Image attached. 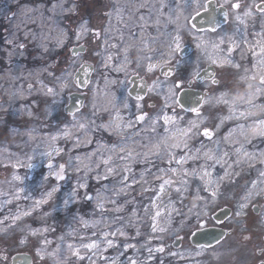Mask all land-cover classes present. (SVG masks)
<instances>
[{
    "label": "clouds",
    "instance_id": "obj_1",
    "mask_svg": "<svg viewBox=\"0 0 264 264\" xmlns=\"http://www.w3.org/2000/svg\"><path fill=\"white\" fill-rule=\"evenodd\" d=\"M209 2L104 0L100 7L127 9L121 34L108 28L103 33L94 31L92 24L96 28L101 24L97 22L98 16L89 18L87 9L95 8L98 0H51V3L40 0L34 4L0 0V21L8 25L6 46L0 47V52L6 53L4 59L8 65L0 71V137L3 138L0 166H4L0 171L3 177L0 212L7 208L0 217V255L7 244L9 251L28 249L30 264H80L81 253L79 256L74 253L79 247L87 255L88 243H84L82 233L90 225L95 229L93 235L99 232L102 236L113 224H120L116 229L119 234H125L124 229L133 226L135 211L131 217L115 214L125 212L126 204L139 207L143 203L137 197L126 199L124 204L117 203L122 196H131L132 189L124 182L129 176L135 180V165L142 166L138 175L143 180L137 196L147 199L145 175L152 168L163 171L160 164L177 159L175 150L187 148L190 141L198 138V124H203L205 119L206 126L214 124L217 116L214 109L221 97L235 94L239 100V90L246 84H250L253 95L264 96L261 80L264 56L257 58L259 70L249 81L250 69L228 58L234 49L221 47L227 39L239 48L235 35L226 37L225 29L203 31L192 23L194 15L201 11L206 12V21L217 23L216 8L223 6L232 26L238 27L236 22L244 16L250 23L259 18L264 29V11L256 10L257 0H251L250 4L242 2V12L231 7L233 0H212L216 7L207 13ZM114 39L118 43L113 44ZM243 53L241 49V61L246 60ZM133 77L135 82L143 83L135 93ZM181 92H185L183 104ZM17 101L21 102L19 107ZM195 104H201L207 115L189 117L195 107L184 105ZM169 109L172 116L165 115ZM141 114L144 119L139 118ZM165 116L169 117L168 121ZM247 117L252 118L250 129L264 131V104L249 105ZM228 119L232 116L223 117L221 123ZM173 137L181 138L179 145ZM225 139L218 136L212 143H224ZM239 152L240 149H229L216 157L210 152L203 153L209 168L220 164L225 170L214 180L208 179L211 171L189 172L190 177L199 175L204 182L195 189L194 197L186 195L190 184L180 181L177 194L180 208H173L178 227L170 228L166 235L178 236L180 232L186 235L197 230L200 219L209 217L207 210L220 206L228 207L233 213L230 223L239 224L237 218L244 216L255 219L251 234L241 239L240 234L234 233L222 243L217 240L214 248L193 246L185 241L183 252L176 249L166 256L182 259L185 264H252L257 253L264 255V149L254 154L244 153L250 159L254 155L262 165L255 169L251 163H240ZM231 156L237 159L229 163ZM233 164L238 170L233 169ZM109 177L110 189L103 184L96 187V183ZM105 189L112 193L107 198L110 208L104 202L99 207L97 198L90 195L91 190L99 193ZM202 192L210 195H201ZM181 197L189 203L185 204ZM90 200L95 203L93 214L98 211L100 219L85 224L87 220L83 216L88 214ZM13 203L15 210L8 207ZM197 205L199 211L195 210ZM44 206H48L46 211ZM34 212H39L41 220L62 214L77 224L58 235L53 247L54 242L48 238V233L54 231L51 226L33 230L22 222ZM106 212L114 215L109 218ZM193 216L195 222L189 223ZM150 219L151 208L146 206L141 220ZM136 234L151 236L150 232L141 233L139 227ZM201 238L215 240L217 235L202 232ZM77 239L79 244L75 242ZM150 243L146 239L138 245L137 253L141 248L146 249L150 258ZM93 249L98 250V246ZM205 254L207 259H196ZM137 260L146 264L139 254ZM89 264H93L91 257ZM113 264H120L119 256ZM160 264H165L163 259ZM259 264H264V260Z\"/></svg>",
    "mask_w": 264,
    "mask_h": 264
},
{
    "label": "rangeland",
    "instance_id": "obj_2",
    "mask_svg": "<svg viewBox=\"0 0 264 264\" xmlns=\"http://www.w3.org/2000/svg\"><path fill=\"white\" fill-rule=\"evenodd\" d=\"M25 1V0H24ZM98 12L90 13L89 18L97 17V22L101 24L100 28H96L95 24L92 25L95 32H101L104 30L105 23L108 19L107 13H111V18L119 19L121 13H126L127 9L125 8L123 11H116L112 8L108 7H100ZM237 12H242L239 10H236ZM105 12V13H104ZM104 13V14H103ZM122 14V15H123ZM105 15V16H104ZM125 16V15H123ZM228 22L223 25L221 28L217 30H210L205 29L203 31L208 32H220L221 29L226 30V37H230L235 35V38L240 44V47L237 48L235 44H232L227 41L225 44H222V48H233V52L230 54L228 58L232 59L233 61L237 63H241L242 65H245L250 71L247 73L248 80L251 81L252 77L256 74V72L259 70V62L258 57H261L264 55V53H261L260 49L262 46H264V30H262L259 27H253L248 29V25L250 22L247 20L246 17L241 16V20L237 21L236 24L238 27L232 26ZM257 21V20H256ZM118 22V21H117ZM115 30V29H114ZM117 32L121 29H116ZM124 32V29H123ZM120 33V32H118ZM123 34V33H122ZM113 44L118 43V40H113ZM103 46V45H102ZM241 49L244 50V55L246 56V60L241 61L240 55H241ZM216 66L214 65V68ZM243 83V81H242ZM247 85V84H246ZM246 85L239 90V100L235 99V94H233L232 97L225 96L222 101V107L218 108L216 110L217 116L214 124L212 126H206L208 124L207 119L204 120L203 124H198V127L200 128L199 135L197 139H194L189 142V145L187 148L181 147L175 150L176 157H180V154H185L187 156H193V159H189L186 166L182 167L181 172L176 171L172 172L171 169H175L173 166H169L165 162L159 165L160 169H163V171H159L157 168H152L149 173H147L144 177V179L148 180V183L145 185L146 192L145 196H147V199H144L142 196H137V192L139 191L140 184L143 183V180H141L140 176L138 175L141 165L137 164L134 167V172L137 173L135 180L132 179L131 176L124 182L125 184L129 185L132 189L131 196H122L117 203L118 204H124V201L131 200V197H137V200H142L143 203L139 205V207H136L134 204H126L125 205V212L117 213L115 215H125L131 217V213L133 211L136 212V216L132 218V225L126 229H124L125 234L120 235L116 229L120 227V224H113L110 228L105 229V235H101V233L97 232L96 235H93V232L95 231L94 228L89 226L86 233H82L84 235V243H91L93 241L97 242L98 244V250H91L89 249L87 251V255L84 254V251L81 250L79 247L77 249L81 253L82 259L80 260V264H89V257H91V260L93 264L94 262L102 263L104 260H106L108 257H110L109 253H105L104 249L108 245L107 241H112V247L113 252L119 256L120 264H124L125 260L127 262L131 263L135 258L137 260V255L143 256L145 250H141L139 253L135 251V248H137L138 245L145 242L146 239H150L151 243L149 247L152 248V256L150 257V262L148 264H160L161 259L164 260L165 264H168L169 261H173V264H185L184 260H175L174 257L166 256V253L173 250V252L176 251V249H179L181 252L184 251L186 244L185 241L191 242L192 235L196 232V230H193L191 232H188L186 235L184 232H180V234L167 236L166 233L168 230L172 227H178L176 220L178 217H176V213L173 211V208H180V203L177 200V194L178 190L181 188L180 181L183 180L185 183L190 184L189 190L186 193V195H191L194 197L195 195V189L201 185L200 176H194L192 179H186L184 178V174L186 172H192L195 170L196 172L200 174H205L209 171L212 172L211 179H215L218 173H222L225 169L221 167L220 164H216L214 168H209L205 164V158L203 157V149L209 148L210 150H218V155H222L224 151H228L229 149L235 150L240 149V152L238 154V158L241 164L251 163L253 165V168H259L262 165L257 162L255 156L253 155L250 159L249 156L244 155V153H258L260 149H264V137H261L259 135H255L254 131L249 128V124L251 123L252 118L247 117V111L249 110V105H262L264 104V96L260 95H253L252 89L246 88ZM250 85V84H248ZM227 101V102H225ZM249 101V102H248ZM247 102V103H246ZM199 109V112H189V117L195 118L198 114L206 116L207 113L204 110L202 112L201 104L197 107ZM173 115L171 109L168 110L165 115ZM225 116H232V118H237L233 123H221V120ZM240 117L242 119H240ZM217 126L219 128L217 129ZM209 129L212 132V135L210 137L205 136L204 130ZM224 137L226 138L224 143H217L213 145V141L217 139V137ZM185 139H187L185 137ZM246 140L248 142H246ZM226 143V147L224 144ZM203 145V147H202ZM202 148L201 153L197 151V149ZM212 156L214 155L211 151L210 153ZM242 154V155H241ZM215 156V157H216ZM225 159H229L226 157ZM237 159V156H231L229 159V163L232 162V160ZM166 161V160H165ZM209 163H212V161H209ZM4 166H0V171L3 170ZM233 169H237L236 164H233ZM238 170V169H237ZM154 174V175H153ZM3 177H0L2 179ZM166 180H171L172 183L165 184L164 182ZM95 183V182H94ZM106 185L107 189H110L112 187V180L111 178H106L99 183H96V187L100 188L101 185ZM161 185L166 187L165 194L160 200V206L164 210L161 217L156 220V207L154 205L156 198L158 197ZM101 190L99 193H97L95 190L90 191V195L97 198V202H104L106 208L112 207L111 204L107 203V198L111 197L112 193L109 190ZM210 195V193H204L202 192L201 195ZM181 199H184L181 197ZM184 203L188 204L189 201L187 199H184ZM13 205V209L16 208L15 203L11 204ZM151 208V215L152 219L147 221H142L141 217L143 216V209L145 207ZM191 206V205H190ZM48 206H44V210H47ZM88 208V214L84 215L83 218L89 222L93 220L100 219L99 212H95L93 214V209L95 208V203L93 201H89V204L87 206ZM221 208H224V206L217 207L215 209H212L211 207L207 210L209 213L208 218H202L199 221V224L197 226V230L205 227H219L222 229H227L229 231L233 230V227H235L237 224L234 222L230 223V218L232 217L233 213L226 217L222 222L218 223L216 219L214 218V214L220 210ZM75 211V206L72 209ZM196 211H199V206L197 205ZM187 211V209H185ZM7 212V208L0 212V217L4 216ZM83 214V213H82ZM253 216L254 213H250ZM106 215L111 218L114 214L106 212ZM39 212H34L31 216L24 219L22 222L27 223L30 225V227L33 230L36 229H45L51 226L52 229H54L53 232L48 233V238L51 239L53 243V247L55 246V240L58 235H61L67 231H69L70 227H74L77 224V221H71L68 219H65L62 214H56L53 218H49L47 221L41 220L38 218ZM196 217L193 216L189 223L195 222ZM238 220H241L240 224L236 227L239 231V233H242V218H237ZM59 222V226L58 223ZM7 224L8 221H5ZM122 223V222H121ZM201 225V226H200ZM137 227H139V230L141 233H151V236H145L143 234L137 235ZM229 228V229H228ZM155 229V230H154ZM160 229H163L164 231H161ZM227 232V231H226ZM115 233V235H113ZM232 234H229V237ZM163 236L164 239L161 240L160 237ZM88 237H91V239H88ZM241 237V236H240ZM224 238V237H223ZM222 239V238H221ZM71 242V241H70ZM77 244H79V240L77 239L75 241ZM176 242H179V244H175ZM192 244V242H191ZM193 245V244H192ZM197 246V245H193ZM199 246V245H198ZM161 247H164V252H160L159 249ZM213 247V246H208ZM3 255H0V261L3 262V264H12L15 254L17 253H23L28 254L31 256V253L26 248H20L16 251H9L8 245H3ZM93 252L96 254L94 255ZM93 254V255H92ZM116 256V257H117ZM115 255L111 256V258H114ZM31 258V257H30ZM116 259V258H115ZM196 259L202 260L205 259V255L203 257H197ZM128 263V264H129ZM109 264V263H107Z\"/></svg>",
    "mask_w": 264,
    "mask_h": 264
},
{
    "label": "flooded vegetation",
    "instance_id": "obj_3",
    "mask_svg": "<svg viewBox=\"0 0 264 264\" xmlns=\"http://www.w3.org/2000/svg\"><path fill=\"white\" fill-rule=\"evenodd\" d=\"M37 2H40V0H25V1L24 0H21V3H28V4H34V3H37ZM48 2L51 3V0H48ZM103 2H104V0H98V4H97V6L95 8L89 7L87 9L88 16L90 15V13L98 12L97 10L100 8L99 5H102ZM236 2H239L240 5L242 4V2L243 3H249L250 4L251 3V0H233V3L232 4H234ZM231 7H232V5H231ZM262 8H264V0H257V2H256V10L259 11ZM233 9H235V8H233ZM235 10L243 11L244 9L242 7H240L239 9H235ZM13 11H15V8H13ZM122 14L123 13L120 14V18L119 19H114V18H111V13H107L106 15L108 16V19H107V21L105 23V26H103L104 29H106V28L112 29L115 32H117L116 29H121L118 32H120L121 34L124 33L123 32V29H124V20L126 19V17L123 16V15H125V13L123 15ZM256 20L257 21L255 23H250L248 25V29L253 28V27L254 28L255 27L261 28V26L259 24V18H257ZM262 30H264V29H262ZM103 31L104 30H102V33H103ZM7 32H8V25H7V23H4V22L0 21V47H5L6 46L5 41H6V34H7ZM137 35H139V32L138 31H137ZM8 47H10V46H8ZM4 57H6V53L5 52H0V71H2L3 68H6L8 66L7 63H6V61H5V59H4ZM29 66H31V65H29ZM20 103L21 102L17 101L16 106L19 107L20 106ZM0 139H3V138L0 137ZM250 215H252V214H250ZM242 219H243L242 226H241L242 233L240 234L239 231H238V229L236 228L240 223L237 224L235 227H233V230L232 231H229L227 229H224L226 235L224 236V238H222L220 240L221 243L224 240L229 239V234L230 233L231 234H234V233L240 234V236H241L240 238L241 239H243L244 236H248V235L251 234V231L250 230L255 225V219L250 220L248 216H244ZM256 219H258V217H256ZM256 227L259 228L260 226L256 225ZM245 229H249V231H245ZM216 246H217V244L213 245V248L216 247ZM171 252H173V250H171ZM207 258H208V256H207V254H205V259H207ZM202 260H204V259H202ZM261 260H264V255H261V254L257 253L254 257H252V264H259V262Z\"/></svg>",
    "mask_w": 264,
    "mask_h": 264
},
{
    "label": "water",
    "instance_id": "obj_4",
    "mask_svg": "<svg viewBox=\"0 0 264 264\" xmlns=\"http://www.w3.org/2000/svg\"><path fill=\"white\" fill-rule=\"evenodd\" d=\"M216 7L215 4L212 2V0H210L209 5H208V9H207V13H211L213 8ZM226 9H224L223 6L217 7L216 8V21L217 23L213 24L211 22L206 21L204 18L206 17V12L205 11H201L199 13V15H195L192 19V23L193 24H197L198 28H201L202 30L204 29H211V30H216L218 28H220L221 26H223L227 20H228V16L225 15ZM197 21H200V23H197ZM214 70V68L209 69V74H211V72ZM83 71V70H82ZM82 78H86V77H82ZM136 78L133 77V86L132 89L134 91V93L136 91H139V89L141 87H143V83L142 82H135ZM185 96V92H181L180 93V102L181 104H183V97ZM202 103V101H201ZM199 106V104H195V105H184L185 108H192L195 107L197 108ZM212 133V132H211ZM207 136V135H205ZM210 137V136H208ZM231 214V211L229 210L228 207H224L221 210H219L215 215L214 218L216 219V221L218 223L222 222L226 217H228ZM202 232H206V233H215L217 235V239H202L201 238V234ZM225 235V231L221 228H217V227H209V228H205L202 230H198L196 231V233L192 236V242L196 245H212L214 243L217 242V240H221V238H223ZM176 245L179 244V242L175 243ZM31 256L28 254H23V253H17L13 259L12 264H30L31 261Z\"/></svg>",
    "mask_w": 264,
    "mask_h": 264
},
{
    "label": "bare ground",
    "instance_id": "obj_5",
    "mask_svg": "<svg viewBox=\"0 0 264 264\" xmlns=\"http://www.w3.org/2000/svg\"><path fill=\"white\" fill-rule=\"evenodd\" d=\"M246 88L247 89H249V88H251V86L250 85H246ZM223 98H225V96L224 97H221L220 99H219V103H218V105H217V108L216 109H214V112L216 113V110L218 109V108H221L222 107V101H223ZM249 102V101H248ZM247 103V102H246ZM202 112H204V109L202 108ZM168 115V114H167ZM168 116H172V115H168ZM240 119H242L241 117H240ZM236 120H238L237 118H232V119H228V120H226V121H224V122H226L227 124L228 123H233V122H235ZM201 151H202V148H199V152L201 153ZM211 151L213 152V157H215L216 155H217V153H218V150H216V148L214 149V150H210L209 148L207 149V148H204L203 149V152H210L211 153ZM242 155V154H241ZM185 156H187V155H185V154H180V157H178L177 159H173V160H171V162H169L170 160H166V161H164L166 164H168L169 166H173L175 169L177 168V171L179 172V174H180V172H181V169H182V167H184V166H186V164L188 163V160H185V159H183V161H181V158L183 157H185ZM204 157V156H203ZM163 162V163H164ZM163 163H162V165H163ZM188 173L189 172H186V174H184V178H186L187 180L188 179H192V177H190L189 175H188ZM208 179H211L210 177L208 178ZM204 182L203 181H201V184H203ZM165 191H166V187L165 186H163V191H161L160 190V193H159V195H158V197L156 198V200H155V203H154V205H155V207H156V212L157 211H159L160 212V216L159 217H157L156 218V222L158 223V219L161 217V215L163 214V212H164V210L161 208V206H160V200H161V198L163 197V195L165 194ZM8 207H10V208H12L13 209V205H8ZM13 210H15V208L13 209ZM27 217H25V218H23V220L24 219H26ZM239 218V217H238ZM96 244H98L97 242H96ZM91 250H93L94 251V249H91ZM141 250H143V248H141L140 250H139V252L141 251ZM145 250V252H144V255L141 257L140 256V259L141 260H146V264H148V262H150V258H149V256H148V251L146 250V249H144ZM135 251H137V248H135ZM104 252L107 254V253H109V254H107V255H109L110 257H108L106 260H104L102 263H99V262H94L95 264H107V263H109V264H113V261H115V258H116V256H117V254H115V252H113V247H112V244L111 245H107L106 246V248L104 249ZM93 255V254H92ZM113 255H115V257L114 258H111V256H113ZM134 260L131 262V263H129V262H127V260H125V263L124 264H133V262H135V264H139V261L138 260H135V258H133Z\"/></svg>",
    "mask_w": 264,
    "mask_h": 264
},
{
    "label": "snow or ice",
    "instance_id": "obj_6",
    "mask_svg": "<svg viewBox=\"0 0 264 264\" xmlns=\"http://www.w3.org/2000/svg\"><path fill=\"white\" fill-rule=\"evenodd\" d=\"M232 7L235 8V9H239V8L241 7V5H240L239 2H236V3L232 4ZM261 10L264 11V8H262ZM197 15H199V14H197ZM225 15H227V13H225ZM194 26H195V24H194ZM260 51H261V53H264V46L261 47ZM151 68H152V66L150 65V66H149V70H151ZM261 80H262V82H264V77H261ZM192 111H194V112H199V109H198V108H193ZM139 118H140V119H144V114H141V116H140ZM164 119H165V121H168V120H169V117H168V116H165ZM204 134L207 135V136H211V135H212L211 131H210L209 129H207V128L204 130ZM254 134H255V135H264V131L254 132ZM173 139L176 141V144H177V145L180 144V142H181V138H179V137H173ZM183 159H184V158L182 157V158H181V161H183ZM169 162H171V160H170ZM110 171H111V170H110ZM172 171L175 172L176 169H172ZM164 183H165V184H170V183H172V181H171V180H166ZM161 191H163V185H161ZM213 195H215V193H213ZM37 203H39V202H37ZM98 206H99V207H103V202H99V203H98ZM155 216H156V217H159V216H160V212L157 211V212L155 213ZM84 223L87 224L88 221H84ZM154 230H155V229H154ZM160 230L163 231V229H160ZM113 235H115V233H113ZM120 235H124V233L121 232ZM107 243H108L109 245H111V244H112V241H111V240H108ZM97 246H98V245L96 244L95 241H93V242H91V243H88V244L86 245V247L89 248V249L96 248ZM159 251H163V248L161 247V248L159 249ZM74 254L77 255V256H79V255H80L79 250L76 249ZM81 258H82V257H81ZM133 264H135V262H133Z\"/></svg>",
    "mask_w": 264,
    "mask_h": 264
}]
</instances>
